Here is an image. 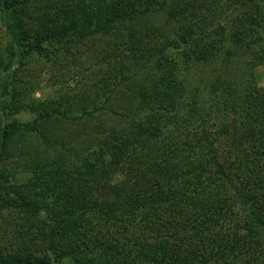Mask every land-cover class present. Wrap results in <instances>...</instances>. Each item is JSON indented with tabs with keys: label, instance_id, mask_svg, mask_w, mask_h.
I'll use <instances>...</instances> for the list:
<instances>
[{
	"label": "trees",
	"instance_id": "1",
	"mask_svg": "<svg viewBox=\"0 0 264 264\" xmlns=\"http://www.w3.org/2000/svg\"><path fill=\"white\" fill-rule=\"evenodd\" d=\"M0 31V172L32 175L0 173V264H264V0H0ZM88 42L97 82L37 101L20 68Z\"/></svg>",
	"mask_w": 264,
	"mask_h": 264
},
{
	"label": "rangeland",
	"instance_id": "2",
	"mask_svg": "<svg viewBox=\"0 0 264 264\" xmlns=\"http://www.w3.org/2000/svg\"><path fill=\"white\" fill-rule=\"evenodd\" d=\"M88 43V46L84 45L81 48L82 50L87 49L86 52L82 53L83 55L80 52L74 54V51H71L69 54H66V51H58L57 55L61 56V58L65 57V59H62L58 64H55L56 58L54 56L50 61L45 57H37L30 61L25 67H21L18 76L35 85L33 96L37 101L47 102L52 100L58 103L57 105H60V107L66 108L68 96L76 97L74 96L76 93L80 95L83 90L87 89L88 86H91L92 83L97 80V78H95V68H97V66L94 67L91 65L92 62H89V60L92 61L94 54H96L95 47H92L90 42ZM255 71L257 83L264 87V68L259 66ZM71 100L75 101V98ZM75 108H77L76 105ZM118 111L121 113L123 112L122 109H118ZM16 118L21 121V123L33 122L37 118V114L26 105V107L20 109ZM19 153H15V158L19 159ZM14 165L13 159H9L6 162V166L13 171L12 173L8 172L6 168H4L5 166L1 167L2 171L0 173H3V176L4 172L6 173L5 176L9 175V182L13 184H24L32 179L30 173L15 168ZM14 211L15 210L6 208L1 209L0 223L14 221L16 213ZM60 212L69 215L71 208L68 205L62 206ZM18 221V223L23 224L22 220Z\"/></svg>",
	"mask_w": 264,
	"mask_h": 264
}]
</instances>
